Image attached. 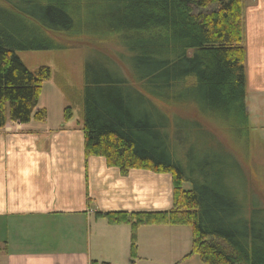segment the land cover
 <instances>
[{
    "label": "trees",
    "instance_id": "1",
    "mask_svg": "<svg viewBox=\"0 0 264 264\" xmlns=\"http://www.w3.org/2000/svg\"><path fill=\"white\" fill-rule=\"evenodd\" d=\"M0 130L9 121L44 122L36 111L48 67L29 70L17 52L65 49L48 35L116 37L131 55L130 66L144 91L119 71L88 64L82 131L87 158L103 157L122 175L131 170L169 174L173 209L163 213L100 215L132 227V254L142 226L188 225L193 253L205 264H264V211L253 218L222 185L202 183L208 166L198 144L193 169L176 157L170 132L174 121L153 101L198 108L216 124H248L244 0H1ZM73 117L65 110V120ZM178 133L190 120L178 119ZM193 125L202 128L199 121ZM176 125V126H177ZM230 125V126H232ZM205 126V125H204ZM191 183L192 190H185ZM93 264H99L97 262ZM107 264V263H104Z\"/></svg>",
    "mask_w": 264,
    "mask_h": 264
},
{
    "label": "crops",
    "instance_id": "2",
    "mask_svg": "<svg viewBox=\"0 0 264 264\" xmlns=\"http://www.w3.org/2000/svg\"><path fill=\"white\" fill-rule=\"evenodd\" d=\"M243 15L251 120L264 118V0H244ZM50 117L0 130V264H174L161 245L173 227H140L132 254L131 225L100 216L170 212L172 176L122 175L86 157L82 122ZM161 247L170 259L160 260Z\"/></svg>",
    "mask_w": 264,
    "mask_h": 264
},
{
    "label": "rangeland",
    "instance_id": "3",
    "mask_svg": "<svg viewBox=\"0 0 264 264\" xmlns=\"http://www.w3.org/2000/svg\"><path fill=\"white\" fill-rule=\"evenodd\" d=\"M0 8L11 10L0 0ZM65 49L17 52L24 65L31 71L48 67L52 77L44 84L40 103L36 111H46L52 123L60 124L65 110L71 108L73 117L83 122L84 99L86 91V69L92 64L98 69L105 68L106 60L110 67L119 71L134 87L145 92L142 83L134 75L130 66L131 55L116 37H95L92 34H54L48 35ZM174 121L171 129V145L176 157L185 163L188 144L193 146L188 164L194 170L197 161L195 152L198 144L204 150L209 161L207 168L200 174V181L207 184L224 186L238 203L244 215L253 218L264 211V118L256 112L244 130L233 128L229 122L216 124L203 117L198 108L189 105H175L153 98ZM249 100V105L253 104ZM178 119L190 120L182 133H178ZM193 121L202 123V128L193 125ZM177 125V126H176ZM205 125V126H204ZM232 125V126H230ZM185 144V146H184ZM199 149V148H198ZM189 151V150H188ZM185 190H192L191 183H184ZM174 190V187H173ZM173 227L169 233L170 256L174 264H205L199 254L193 253L194 235L188 225H161ZM164 229V228H163ZM164 242V238H162ZM168 249L161 247L159 258L170 256ZM172 262V261H171ZM173 264V263H171Z\"/></svg>",
    "mask_w": 264,
    "mask_h": 264
}]
</instances>
